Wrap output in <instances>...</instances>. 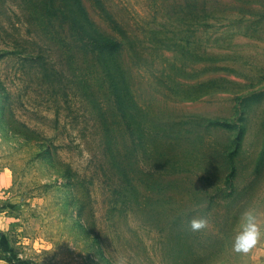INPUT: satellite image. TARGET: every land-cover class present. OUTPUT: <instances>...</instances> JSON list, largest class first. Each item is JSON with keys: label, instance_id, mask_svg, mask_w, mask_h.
I'll return each mask as SVG.
<instances>
[{"label": "rangeland", "instance_id": "374dc122", "mask_svg": "<svg viewBox=\"0 0 264 264\" xmlns=\"http://www.w3.org/2000/svg\"><path fill=\"white\" fill-rule=\"evenodd\" d=\"M75 2L0 0V264H264V0Z\"/></svg>", "mask_w": 264, "mask_h": 264}, {"label": "clouds", "instance_id": "9594fccd", "mask_svg": "<svg viewBox=\"0 0 264 264\" xmlns=\"http://www.w3.org/2000/svg\"><path fill=\"white\" fill-rule=\"evenodd\" d=\"M203 217H193L190 226L193 231L206 226ZM264 237V219L254 209H245L240 216L238 228L233 238L232 247L236 252L247 253Z\"/></svg>", "mask_w": 264, "mask_h": 264}, {"label": "trees", "instance_id": "16d2710c", "mask_svg": "<svg viewBox=\"0 0 264 264\" xmlns=\"http://www.w3.org/2000/svg\"><path fill=\"white\" fill-rule=\"evenodd\" d=\"M200 8L203 9L206 7L207 0H200ZM59 13L62 15L63 18L71 19L74 22V26L79 28L81 31H79L83 37H80V41L83 42V47L86 48L89 44H92L95 46V48L99 49V51L102 50H110L112 45L119 44L120 50H122L125 43L117 38H115L112 35L104 34L102 31H100L98 28L93 27V23L90 22L91 19L89 18V14L87 12V9L85 5L83 4L82 0H76L74 8L71 11V14L68 15L61 9V7L58 8ZM69 11V8H67ZM82 20H90L87 23L91 24L90 26H85L81 21ZM93 30V32L91 31ZM119 50V51H120Z\"/></svg>", "mask_w": 264, "mask_h": 264}, {"label": "crops", "instance_id": "0c3cea01", "mask_svg": "<svg viewBox=\"0 0 264 264\" xmlns=\"http://www.w3.org/2000/svg\"><path fill=\"white\" fill-rule=\"evenodd\" d=\"M0 227H1V225H0Z\"/></svg>", "mask_w": 264, "mask_h": 264}]
</instances>
